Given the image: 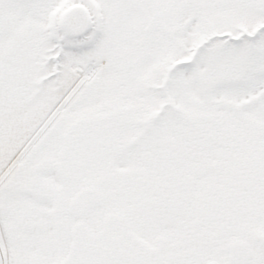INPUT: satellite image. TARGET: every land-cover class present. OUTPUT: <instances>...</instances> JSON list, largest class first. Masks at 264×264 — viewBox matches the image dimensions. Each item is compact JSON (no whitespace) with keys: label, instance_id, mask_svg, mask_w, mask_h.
<instances>
[{"label":"snow or ice","instance_id":"6c2138e0","mask_svg":"<svg viewBox=\"0 0 264 264\" xmlns=\"http://www.w3.org/2000/svg\"><path fill=\"white\" fill-rule=\"evenodd\" d=\"M0 264H264V0H0Z\"/></svg>","mask_w":264,"mask_h":264}]
</instances>
